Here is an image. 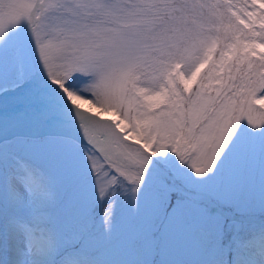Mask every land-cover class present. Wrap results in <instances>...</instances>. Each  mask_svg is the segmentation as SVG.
<instances>
[{
	"label": "snow or ice",
	"instance_id": "obj_1",
	"mask_svg": "<svg viewBox=\"0 0 264 264\" xmlns=\"http://www.w3.org/2000/svg\"><path fill=\"white\" fill-rule=\"evenodd\" d=\"M255 130L264 0H0V264H162L185 232L240 264Z\"/></svg>",
	"mask_w": 264,
	"mask_h": 264
},
{
	"label": "rangeland",
	"instance_id": "obj_2",
	"mask_svg": "<svg viewBox=\"0 0 264 264\" xmlns=\"http://www.w3.org/2000/svg\"><path fill=\"white\" fill-rule=\"evenodd\" d=\"M83 108L93 113L96 111L87 104ZM100 118L107 120L110 118V114L102 113ZM262 136L264 133L255 130L253 141L257 146V156L254 167L248 176V190L246 192L247 206L256 209L250 219L257 225L264 224V212L259 211L261 203L264 202V169L261 167L259 156V144ZM231 211L239 217V212L236 209ZM129 215L131 214L129 213ZM228 222H231V217ZM258 244V242L250 244L254 248L256 247L255 249H250V245H247L243 255L247 261L255 258ZM162 256V264H232V253L228 250L227 243L220 249L210 247L205 243L203 237L196 232H185L176 235L170 241H165L162 245ZM220 259L223 261L221 262ZM118 264H137L135 254L131 252L121 254ZM240 264H243L242 260Z\"/></svg>",
	"mask_w": 264,
	"mask_h": 264
},
{
	"label": "bare ground",
	"instance_id": "obj_3",
	"mask_svg": "<svg viewBox=\"0 0 264 264\" xmlns=\"http://www.w3.org/2000/svg\"><path fill=\"white\" fill-rule=\"evenodd\" d=\"M249 248L250 249H255L254 247H253V245H250L249 246ZM222 259H224V258H222ZM222 259H220L221 260V262L223 261ZM242 263L243 264H264V244H262V243H259L258 244V248H257V250L255 251V258L253 259V260H246L245 259V257H243L242 258Z\"/></svg>",
	"mask_w": 264,
	"mask_h": 264
}]
</instances>
